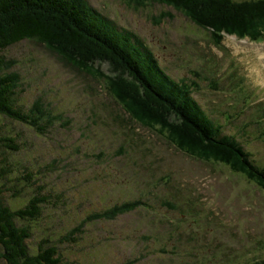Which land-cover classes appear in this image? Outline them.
<instances>
[{"label":"rangeland","instance_id":"rangeland-1","mask_svg":"<svg viewBox=\"0 0 264 264\" xmlns=\"http://www.w3.org/2000/svg\"><path fill=\"white\" fill-rule=\"evenodd\" d=\"M138 1L141 0H87L117 29L134 32L173 79L195 80L200 92L208 91L205 85L209 89L216 87L218 93L228 91L226 96L211 94L212 118L220 120L229 114L233 118L229 117L228 121L262 119L259 114L255 116L252 105L244 110L247 114L253 113L251 118L244 114L243 101L236 95L237 81L233 77L235 86L228 78L223 80L213 73H209L213 77L210 82L198 79L194 73L203 66L208 73L216 63L225 72L223 70L233 64L236 76L245 78L247 87L263 89L264 42L253 43L225 35L220 47H216L210 43L208 33L191 24L182 10L177 12L159 0H144L143 5L136 4ZM8 58L17 62L14 70L19 72L24 83L26 104L42 95L53 112L62 116L46 136L22 129L29 146L24 159L50 168L45 199L58 195L63 200V208L55 206L52 212L44 209L45 218L35 225L33 245L46 236L55 240L60 236L54 243L61 246L67 260L78 264H227L229 261L238 264L249 257L250 251L257 254L255 258L264 256V189L259 183H246L240 176L230 173L229 170H235L233 164L221 166L193 160L137 124L139 141L126 144L129 141L120 136L124 131L112 111L99 112L102 108L99 94L106 91L100 86L102 82L97 83V76H87L66 67L55 52L41 43H17L8 50ZM80 58L96 71L97 68L105 70L108 65L102 62L100 66L85 56ZM116 73L114 70V75ZM97 87V92L93 93L92 89ZM110 99L109 104L115 103ZM115 109L122 118L126 117L116 103L111 106V110ZM101 117L102 121L108 118L116 139L102 126ZM243 121H237L233 131L242 125L243 144L253 159L264 165V141L260 134L253 137V129ZM256 129L261 132L264 124L257 125ZM119 147L126 151L123 158ZM147 148L151 149V155L141 158L140 150ZM132 158H137L144 167L149 166V171L143 173L141 167L131 163ZM221 162L225 160L222 158ZM125 165L126 175L141 173L129 175L135 179L138 191L129 190L126 175L120 172ZM171 173L180 180L178 183L175 180L174 186L184 192L179 209L140 208L108 220L89 218L93 212L119 202L141 200L139 189L143 185L163 187L158 176L168 179ZM193 196L201 197L213 214H199L195 208L190 210V206L198 205L190 203L188 207L184 203ZM7 200L10 205H18ZM77 227L79 231L73 232ZM188 230L192 235H188ZM154 233L162 235L160 243L154 237L151 240L145 237V234ZM3 263L0 257V264Z\"/></svg>","mask_w":264,"mask_h":264},{"label":"trees","instance_id":"trees-1","mask_svg":"<svg viewBox=\"0 0 264 264\" xmlns=\"http://www.w3.org/2000/svg\"><path fill=\"white\" fill-rule=\"evenodd\" d=\"M159 1L169 4L177 12L182 10V15L190 19L194 26L207 32L210 43L218 47L223 34L235 35L238 39L248 38L250 41L264 40V0ZM136 4L143 5L144 0ZM115 26L93 9L87 0H0V257L5 262L3 264H78L67 260L61 252V246L54 243L59 241L60 236L56 240L46 236L36 240L34 245L31 242L35 238V225L42 217L45 218L44 209L52 212L55 206L63 208V200L58 195L53 199H45V189H48L49 183L47 178L51 175L47 171L50 168L39 167L38 163L24 159L29 146L24 140L26 136L22 129L46 136L55 122L62 120V116L53 112L42 95L26 104L24 83L19 72L14 70L17 62L8 58V50L22 41L41 43L47 50L55 52L66 67L87 76H97V83L102 82L100 86L106 91L99 94L102 106L99 112L112 111L124 131L120 136L129 141L126 144L132 143V140L133 143L139 141L137 124L193 160L219 164L223 158L224 164H233L235 167V170H230L231 173L240 175L247 183L256 181L264 189V165L257 164L231 135L235 122L229 125V135L223 132L220 120L212 118L211 94L218 96L224 92L228 94V91L218 93L205 85L208 91L200 92L195 80L175 81L163 71L153 52L134 32ZM81 55L98 62L100 66L102 62L108 65L105 70L97 68L96 71L93 66L84 64L87 61L80 58ZM234 68L230 64L222 72L220 64L216 63L208 73L203 66L194 74L198 79L210 82L213 77L209 73L227 79L226 71ZM114 70L117 71L115 75ZM232 77L239 84L236 95L247 100L242 78L236 76L235 70L231 72L228 80L233 86ZM98 87L92 89L93 93L97 92ZM109 97L121 108L125 118L116 109L111 110L115 103L109 104ZM221 99L224 100L223 97ZM232 99L235 98L232 96ZM249 99L253 98L249 95ZM103 100L108 101L105 103ZM102 117V126L111 138L116 139L115 132L111 130L112 124L108 118L102 121ZM241 126L234 131L241 132ZM263 133L260 138L264 140ZM133 147L137 150L135 144ZM150 150H140V157L150 156ZM118 151L120 154L126 152L123 149ZM131 163L141 167L143 173L149 171V166H145L146 169L137 158H132ZM126 166L120 169L123 175H126L123 171ZM139 174L133 172L129 175ZM129 175L125 177L129 190L138 191L135 179ZM158 179L163 182V187H152L146 183L139 189L141 200L119 202L116 206L93 212L89 218L108 220L120 213L126 214L140 208L146 210L167 206L179 209L184 192H180L181 189L174 184L180 180L175 179L173 173L168 179L163 175L158 176ZM175 180L177 183H174ZM7 198L18 205H10ZM190 203L198 207L190 206ZM184 204L190 206V210L197 209L199 214H213L199 196H193ZM78 231L79 227L73 230ZM187 232L192 235L191 230ZM48 234L53 235L50 232ZM145 237L150 240L154 237L158 243L163 239L159 233L145 234ZM251 261L252 257L246 259L249 264ZM227 264H231V261ZM256 264H264V261Z\"/></svg>","mask_w":264,"mask_h":264},{"label":"bare ground","instance_id":"bare-ground-1","mask_svg":"<svg viewBox=\"0 0 264 264\" xmlns=\"http://www.w3.org/2000/svg\"><path fill=\"white\" fill-rule=\"evenodd\" d=\"M176 114H177V113H176ZM176 114H175V115H176ZM201 126H202V124H201ZM203 126H204V125H203ZM204 128H205V127H204ZM207 132H208V131H207ZM214 132H215V131H214ZM205 133H206V132H205Z\"/></svg>","mask_w":264,"mask_h":264}]
</instances>
